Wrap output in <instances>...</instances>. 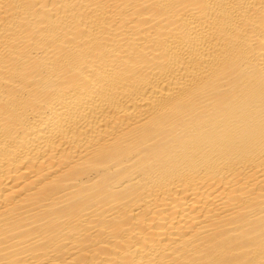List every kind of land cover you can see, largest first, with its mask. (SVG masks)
<instances>
[{"label": "bare ground", "instance_id": "1", "mask_svg": "<svg viewBox=\"0 0 264 264\" xmlns=\"http://www.w3.org/2000/svg\"><path fill=\"white\" fill-rule=\"evenodd\" d=\"M0 264H264V0H0Z\"/></svg>", "mask_w": 264, "mask_h": 264}]
</instances>
